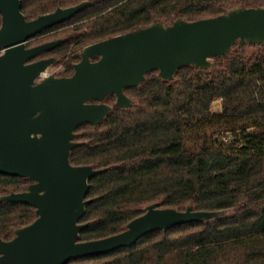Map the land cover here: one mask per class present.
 I'll use <instances>...</instances> for the list:
<instances>
[{"label":"trees","instance_id":"1","mask_svg":"<svg viewBox=\"0 0 264 264\" xmlns=\"http://www.w3.org/2000/svg\"><path fill=\"white\" fill-rule=\"evenodd\" d=\"M81 1L20 0V9L30 20ZM86 1L91 4L26 43L65 38L44 54L67 56L60 76H70L82 49L99 40L156 22L264 7V0ZM124 94L133 101L129 108H117L110 94L104 119L75 131L70 163L103 169L89 179L79 240L121 232L152 203L223 214L154 230L128 247L66 264H264V44L236 42L209 68L182 66L171 81L151 71ZM28 184L0 173V196ZM36 217L28 204L0 201V238L12 239Z\"/></svg>","mask_w":264,"mask_h":264},{"label":"water","instance_id":"2","mask_svg":"<svg viewBox=\"0 0 264 264\" xmlns=\"http://www.w3.org/2000/svg\"><path fill=\"white\" fill-rule=\"evenodd\" d=\"M90 4L84 0L27 20L20 0H0V173L30 181L25 190L2 195L0 201L28 204L37 216L16 229L12 239L0 238V264H66L128 247L154 230L223 214L152 203L121 232L80 241L88 182L103 169L72 165L69 156L77 145L76 129L85 123L97 126L111 110L103 102L108 95H114L117 108H129L133 101L124 90L137 87L151 71L171 81L182 66L209 68L236 42L264 44V7L156 22L111 36L85 46L70 76L46 75L56 57L33 59L66 39L26 43Z\"/></svg>","mask_w":264,"mask_h":264},{"label":"rangeland","instance_id":"3","mask_svg":"<svg viewBox=\"0 0 264 264\" xmlns=\"http://www.w3.org/2000/svg\"><path fill=\"white\" fill-rule=\"evenodd\" d=\"M55 35H58L59 37H63L64 34L62 31H59L57 33H55ZM68 55V53H67ZM67 57V56H66ZM65 56H57L56 58V61L54 64H52L46 71V75L47 74H54L56 76H60L61 75V72L63 70V66L61 64V62L63 61H66V58ZM216 106H214V108L216 109L217 108V103L215 104Z\"/></svg>","mask_w":264,"mask_h":264},{"label":"flooded vegetation","instance_id":"4","mask_svg":"<svg viewBox=\"0 0 264 264\" xmlns=\"http://www.w3.org/2000/svg\"><path fill=\"white\" fill-rule=\"evenodd\" d=\"M37 45H39V44H37ZM34 46H36V45H34ZM32 47V46H31ZM45 53H42L41 55H44ZM41 55H39V56H41ZM48 57H50V56H48V55H44V56H42V57H36V58H34L33 60H38V59H42V58H48ZM96 59V58H95ZM94 59V60H95ZM55 63V62H54ZM54 75V74H53ZM56 76V75H55Z\"/></svg>","mask_w":264,"mask_h":264}]
</instances>
